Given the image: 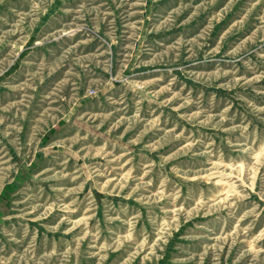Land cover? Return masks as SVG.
Returning a JSON list of instances; mask_svg holds the SVG:
<instances>
[{
    "label": "rangeland",
    "instance_id": "rangeland-1",
    "mask_svg": "<svg viewBox=\"0 0 264 264\" xmlns=\"http://www.w3.org/2000/svg\"><path fill=\"white\" fill-rule=\"evenodd\" d=\"M0 264H264V0H0Z\"/></svg>",
    "mask_w": 264,
    "mask_h": 264
}]
</instances>
